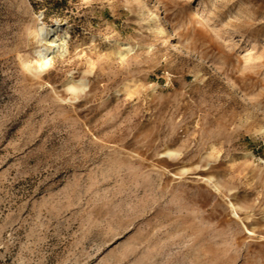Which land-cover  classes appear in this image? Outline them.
<instances>
[{
  "label": "rangeland",
  "instance_id": "rangeland-1",
  "mask_svg": "<svg viewBox=\"0 0 264 264\" xmlns=\"http://www.w3.org/2000/svg\"><path fill=\"white\" fill-rule=\"evenodd\" d=\"M0 264H264V0H0Z\"/></svg>",
  "mask_w": 264,
  "mask_h": 264
},
{
  "label": "bare ground",
  "instance_id": "bare-ground-1",
  "mask_svg": "<svg viewBox=\"0 0 264 264\" xmlns=\"http://www.w3.org/2000/svg\"><path fill=\"white\" fill-rule=\"evenodd\" d=\"M159 21V18L157 19ZM68 26H60L57 23L53 26H46L40 20H37L34 25L30 26L26 30V34L30 37L28 44L32 54L38 58L36 68L37 74L46 72L50 67V60L56 57L65 47L66 41L63 35L69 31ZM159 35L165 39H169L168 31L166 27L160 28ZM170 43V39L167 41ZM132 50L128 46H123V51L119 54L121 58H125L126 55ZM29 54L25 57H19L20 65L28 71L30 74L34 73V66L29 63ZM65 87L75 93L77 90H84L86 88L83 82L74 83L71 76L70 81H67ZM125 93L128 90V85L124 87ZM165 155L170 157L173 152L166 150ZM218 191V189H217ZM232 206V205H231ZM234 215V214H233Z\"/></svg>",
  "mask_w": 264,
  "mask_h": 264
}]
</instances>
